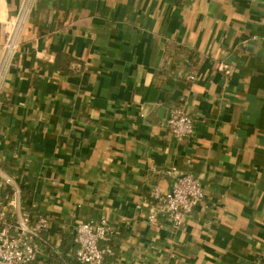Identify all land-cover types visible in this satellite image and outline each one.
Masks as SVG:
<instances>
[{
  "label": "crops",
  "instance_id": "obj_1",
  "mask_svg": "<svg viewBox=\"0 0 264 264\" xmlns=\"http://www.w3.org/2000/svg\"><path fill=\"white\" fill-rule=\"evenodd\" d=\"M0 169L48 219L33 264L100 219L104 264H264V0H0ZM172 169L204 192L179 228L147 218Z\"/></svg>",
  "mask_w": 264,
  "mask_h": 264
},
{
  "label": "built area",
  "instance_id": "obj_2",
  "mask_svg": "<svg viewBox=\"0 0 264 264\" xmlns=\"http://www.w3.org/2000/svg\"><path fill=\"white\" fill-rule=\"evenodd\" d=\"M8 53L16 50L12 40L5 45ZM219 69L230 73L227 65ZM165 126L170 134L182 141L194 131V121L180 107L169 110ZM172 175L171 190L167 193L154 188L152 209L148 220L157 217L166 219L173 227L179 228L204 199L199 179L191 172L175 169L164 172ZM48 229V219L34 218L21 203V192L12 179L0 169V264H33L40 255V243ZM113 228L105 219L83 222L74 231L73 264H104L106 256L112 254ZM262 264V263H256Z\"/></svg>",
  "mask_w": 264,
  "mask_h": 264
}]
</instances>
